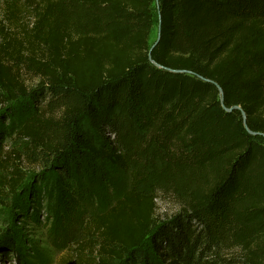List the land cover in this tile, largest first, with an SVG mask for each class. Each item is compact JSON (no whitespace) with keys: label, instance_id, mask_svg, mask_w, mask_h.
Here are the masks:
<instances>
[{"label":"trees","instance_id":"16d2710c","mask_svg":"<svg viewBox=\"0 0 264 264\" xmlns=\"http://www.w3.org/2000/svg\"><path fill=\"white\" fill-rule=\"evenodd\" d=\"M155 1L4 2L0 189L21 186V157L40 163L61 215L110 165L127 189L85 220L72 264H264V139L227 110L264 134V0H159L156 43Z\"/></svg>","mask_w":264,"mask_h":264},{"label":"rangeland","instance_id":"374dc122","mask_svg":"<svg viewBox=\"0 0 264 264\" xmlns=\"http://www.w3.org/2000/svg\"><path fill=\"white\" fill-rule=\"evenodd\" d=\"M6 0H0V18ZM158 2L153 6V28L150 42H153L157 34ZM12 27V26H11ZM37 79L28 80V86L35 85ZM9 143L4 144V150ZM42 167L40 163H30L21 157L18 170L24 180L17 192L0 189V264H20L17 254L9 249L5 234L16 237L21 252L25 259L32 264H72L68 261L70 248L78 237L77 234L84 226L85 220L93 212H99L104 207L110 206L127 189L129 176L113 166H108L109 185L97 190L95 200H77V204L71 206L67 212L61 211L57 215L52 204L46 198L51 197L47 188L36 180ZM2 171H0V174ZM37 185L40 192L38 198H31L26 208L19 205L20 193ZM21 200V199H20ZM177 211V205L167 200H157L156 215L164 217ZM18 248V247H17ZM7 250L6 256H3Z\"/></svg>","mask_w":264,"mask_h":264},{"label":"water","instance_id":"95a60500","mask_svg":"<svg viewBox=\"0 0 264 264\" xmlns=\"http://www.w3.org/2000/svg\"><path fill=\"white\" fill-rule=\"evenodd\" d=\"M160 25H161L160 14H159V12H158L157 38H156L155 43H156V42L158 41V39H159ZM155 43L152 44L151 48L155 45ZM149 60H151L150 56H149ZM154 64H155V66L160 67L158 64H156V63H154ZM167 70H168V71H171V72H174V73H181V72H182V70H171V69H167ZM216 86H217V88H218V90H219V93H220V96H221V94H222V90H221V88H220L217 84H216ZM220 101L222 102V97H220ZM232 109L240 110V112H241V116H242V119H243V126H244L245 130H246L248 133H250L251 135L256 136V137H262V138L264 139V134H263V133H260V132H251V131L248 129V127H247V125H246V115H245V113L241 110L240 106L235 105V106H232L231 108H229V109H227V110L229 111V110H232Z\"/></svg>","mask_w":264,"mask_h":264}]
</instances>
